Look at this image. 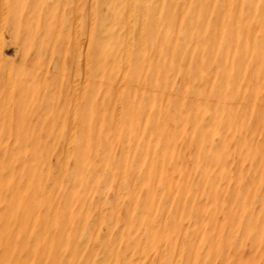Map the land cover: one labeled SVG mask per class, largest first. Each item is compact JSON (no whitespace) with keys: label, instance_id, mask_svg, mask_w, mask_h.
Here are the masks:
<instances>
[{"label":"rangeland","instance_id":"1","mask_svg":"<svg viewBox=\"0 0 264 264\" xmlns=\"http://www.w3.org/2000/svg\"><path fill=\"white\" fill-rule=\"evenodd\" d=\"M215 1L53 0L52 2V0H0V155H3V159H0V173L3 168L9 171V176L4 180V184H2L4 187L0 192V264H31L32 256H28L29 253H34L36 263L40 259L39 256L43 255L45 264L48 262L51 264H79L80 262V264H94V259L96 260L95 264H139L140 262V264L143 262H145L144 264H264V29L262 27L264 5L254 4L252 0H217L218 3ZM240 12L247 13L248 19L243 22L238 21L237 15L238 13L240 15ZM127 16L130 17L129 22H126ZM256 22L261 24L258 25ZM141 23L144 27L142 32L140 31ZM62 26L64 27L62 28ZM102 29L103 35L104 33L106 35L103 43L100 38ZM72 43L74 44L72 45ZM243 46H245L244 49ZM5 47L6 49H4ZM50 47H53L54 52L47 57L45 54ZM84 49L88 53L83 51ZM143 51L146 53L142 54ZM185 53L189 55L187 56ZM77 54L83 55L82 57L86 56L87 59L86 62L82 60L86 63L85 67L82 63L79 66L82 72L79 77L87 79L80 89L75 86L78 78L75 77L76 68H74L75 55ZM181 61L189 62L182 63ZM250 65L252 66L250 67ZM131 67L135 68L134 72L136 70L137 74L131 72ZM57 69L59 71L56 72ZM84 72L88 78H85ZM73 73L75 74L73 75ZM241 76L242 78H240ZM225 78L226 80H224ZM31 79L35 80L30 81ZM116 81L118 82L116 83ZM43 84L44 88H41ZM116 88H119L118 91ZM221 89L222 91H220ZM33 90H35V94ZM37 92H41L39 93L41 96ZM126 92L133 95L129 94V100L126 99L125 95L128 94ZM149 92H154L155 97ZM73 93L76 94V100L72 97ZM194 93L199 96L194 97ZM33 95L40 97L41 100ZM168 95L170 99L167 101L165 98ZM185 95L190 98V102L185 109L180 110L177 105L185 98ZM88 98L91 99L89 100L91 104L88 102ZM71 99L75 100L74 104H72L74 100ZM195 99L196 101H194ZM155 101H158L157 105H155ZM134 109L140 112V116L133 115L131 111H135ZM121 110L123 113L120 112ZM72 112L75 114L73 115ZM119 112L123 115H119ZM96 116L99 118L97 117V119ZM124 116L128 120H124ZM100 123L103 125L99 126ZM70 124H74L72 130L69 129ZM86 127L88 128L83 130ZM101 127L106 128L104 131H109L98 136ZM124 130L129 131L124 134L127 136L123 135V139L126 138L125 148L121 145L115 146L114 140L118 139ZM70 133L72 134L70 135ZM193 133H196L195 136ZM132 135H134L133 138H131ZM97 137L99 138L97 139ZM99 139L101 146H99ZM134 140L136 142H132ZM69 142V149H67L64 146ZM132 143L141 148V155L138 152L140 148L137 145L135 147ZM213 143L215 147L212 145ZM37 144L41 146V151L38 154ZM157 144L168 150H159L158 153H156L157 151L150 152L148 146L153 145L158 148ZM258 146H261L260 149ZM79 147L82 153L89 155V159L84 157L85 160H82L87 162L90 160L93 164L90 163L91 166H94V163L99 159H104V162L106 159L105 163L99 160L100 165L103 164L104 170L103 168H100L101 171L90 169L89 172L82 175L77 169L79 161L82 160L75 153ZM97 147L100 149L99 152H97ZM106 147L110 149L108 150L110 152H107ZM62 149L67 156L64 160L65 163L61 160ZM15 160H17L16 163ZM107 162L110 163L108 166ZM121 162L136 169L133 171L129 169L131 174L129 175L127 171L126 174L123 173L122 177L123 174H120L119 169L115 168ZM185 166L188 167L187 170ZM89 175L91 179H89ZM54 176L62 179L60 184L56 182ZM64 176L67 177L64 178ZM105 176L112 179L111 182L106 183L111 190L119 181L121 184L119 183L115 190L120 191L126 188L128 190L126 189L124 194L121 191L122 195L118 192L115 194L110 192L104 183H100ZM21 177L23 178L20 179ZM33 177L35 180H32ZM160 178L163 181L162 179L160 181ZM221 178L223 181L219 180ZM48 179L49 181H47ZM218 180L219 183H217ZM20 181L22 183L19 184ZM45 181L48 183L45 184ZM69 181L74 183L77 188L66 186L70 183ZM123 182L124 184H122ZM214 182L216 183L214 184ZM115 183L116 185H114ZM97 185L99 186L97 187ZM9 186L14 188L11 189ZM100 188L102 190L104 188L105 193ZM132 189L133 191H131ZM4 190H7L6 196ZM36 190L38 191L36 192ZM185 190L186 192H184ZM189 190L193 193H190ZM24 191H26V195H23ZM96 191L99 193L97 192V194ZM100 193H103L102 196H99ZM119 195L121 196L119 197ZM21 196H24L22 197L23 202H21ZM115 197L116 200H114ZM98 198L110 199H107L108 202L103 200L99 202ZM119 198L122 199L118 202ZM251 198L256 201H252ZM32 199L33 201H31ZM164 199H166L165 202H163ZM4 200L9 204H6ZM31 202L36 204L32 205ZM37 203L38 208H42H39L40 210L47 212L44 213L46 216L51 215L50 217H52L57 214V218H62L61 221L67 228L62 225L61 230V222L58 219L52 221V224L58 229L54 230L52 236H44L45 239L42 234H36L35 238L30 239V243L33 242L31 246L33 250H31L26 245L28 244L26 241L31 238L32 230L41 233L40 230L46 229L44 224L38 227L30 221L28 212H31L32 206L37 207ZM124 203H127L125 206H128L123 209ZM112 204H114L113 207ZM120 204H123L121 209ZM102 205L103 209H101ZM26 208L28 212H26ZM129 210L131 211L128 213ZM136 210L143 212L141 214ZM52 211L54 215L51 213ZM89 211L94 215L90 216L88 213V216L87 212ZM8 212L11 216L8 215ZM82 213L85 217L82 216ZM97 215L99 216L97 217ZM11 217L14 218L10 219ZM50 217L47 219L49 220ZM8 219L12 220H9L10 224ZM186 220L187 222H185ZM85 221H87L86 224ZM3 223L5 229H3ZM14 223L15 227H13ZM28 224L30 225L27 226ZM111 224L113 227L109 226ZM73 225H76L77 228L76 226L72 227ZM87 225V230L83 229ZM121 225L123 227H120ZM124 225H127L128 228ZM8 227L11 229L9 230ZM6 229L10 232H7ZM90 229L94 231L91 232ZM4 230L7 237L4 235ZM129 231H132L131 234ZM216 231L217 233H215ZM83 232L87 239L78 241V243L83 242L84 244L72 243L76 237L78 238L80 235L83 237ZM96 235L98 236L96 237ZM111 236L114 240L111 239ZM187 236L189 237L186 239ZM3 237H5L4 241ZM93 239L95 242L90 244V240ZM189 239L192 240L189 241ZM67 240L69 241L67 242ZM34 242L37 246L36 244L34 246ZM10 243L15 245L10 247ZM14 246L18 247L14 248ZM39 246L40 250L38 251ZM26 248H29L28 251L31 252H26ZM116 248L117 250H115ZM89 249L94 250L89 252ZM222 249L223 252H221ZM14 251L18 253L16 254ZM37 251L38 253H36ZM6 252L8 257L5 255ZM94 252L96 253L93 254ZM103 252L105 255H102ZM126 252L129 253L126 255ZM161 252L163 253L161 254ZM16 256L18 257L16 258ZM136 256L138 258H135ZM21 257L22 259H20ZM220 257L223 258L220 259Z\"/></svg>","mask_w":264,"mask_h":264},{"label":"bare ground","instance_id":"2","mask_svg":"<svg viewBox=\"0 0 264 264\" xmlns=\"http://www.w3.org/2000/svg\"><path fill=\"white\" fill-rule=\"evenodd\" d=\"M36 1H37V0H36ZM47 1H48V0H47ZM203 1H204V0H203ZM216 1H217V0H216ZM216 1H215V2H216ZM239 1H240V0H239ZM252 1H254V2H253L254 4L264 5V0H252ZM52 2H53V0H52ZM206 2H207V1H206ZM216 3H218V2H216ZM60 4H61V3H60ZM63 4H64V3H63ZM131 4H132V3H131ZM79 5H80V4H79ZM184 5H185V3H184ZM210 6H211V5H210ZM183 9H184V8H183ZM130 10H131V9H130ZM185 11H186V10H185ZM187 12H188V11H187ZM246 14H247V13H246ZM246 14H243V13L240 12V15H239V13H238V15H237V16L239 17L238 21L241 20V22H243V21H245L246 19H248V17H247ZM252 14H253V11H252ZM252 14H251V15H252ZM255 14H256V13H255ZM185 15H186V14H185ZM235 15H236V14H235ZM120 18H121V17H120ZM253 18H254V16H253ZM253 18H252V19H253ZM32 19H33V18H32ZM63 19H66V18H63ZM63 19H62V20H63ZM74 19H77V18H74ZM90 19H92V18H90ZM129 19H130V17L127 16V17H126V22H127V21L129 22ZM249 19H250V18H249ZM252 19H250V20H252ZM86 20H87V19H86ZM106 20H107V19H106ZM142 20H143V19H142ZM254 20H255V19H254ZM254 20H253V21H254ZM35 21H36V20H35ZM55 21H56V20H55ZM187 21H188V20H187ZM233 21H234V20H233ZM235 21H236V20H235ZM238 21H237V22H238ZM27 22H28V21H27ZM57 22H59V21H57ZM61 22H63V21H61ZM73 22H74V21H73ZM87 22H88V21H87ZM28 23H29V22H28ZM28 23H27V24H28ZM33 23H34V22H33ZM66 23H67V22H66ZM76 23H77V22H76ZM143 23H144V21H143ZM177 23H178V22H177ZM256 23H257L258 25L261 24V23L259 24V22H256ZM256 23H255V24H256ZM62 24H63V23H62ZM95 24H97V23H95ZM141 24H142V23H141ZM252 24H253V23H252ZM252 24H251V25H252ZM257 24H256V25H257ZM25 25H26V24H25ZM34 25H35V24H34ZM34 25H33V26H34ZM76 25H78V24H76ZM100 25H102V24H100ZM106 25H107V24H106ZM237 25H238V24H237ZM241 25H242V24H241ZM253 25H254V24H253ZM33 26H32V27H33ZM64 26H65V23H64ZM64 26H62V28H63ZM79 26H80V25H79ZM233 26H234V25H233ZM235 26H236V25H235ZM104 27H105V25H104ZM252 27H253V26H252ZM252 27H251V29H252ZM254 27H255V25H254ZM262 27H263V29H264V24H263ZM78 28H79V27H78ZM75 29H76V28H75ZM100 29H101V27H100ZM143 29H144V27H143V24H142V26L140 27V31L142 32ZM253 29H254V28H253ZM243 30H245V29L243 28ZM78 31H79V30H78ZM254 31H255V30H254ZM54 32H55V31H54ZM79 32H80V31H79ZM219 32H220V31H219ZM223 32H224V31H223ZM235 32H236V31H235ZM89 33H90V32H89ZM89 33H88V34H89ZM98 33H99V32H98ZM243 33H244V32H243ZM245 33H246V32H245ZM253 33H254V32H253ZM219 34H220V33H219ZM233 34H234V33H233ZM233 34H232V35H233ZM89 35H90V34H89ZM98 35H99V34H98ZM253 35H254V34H253ZM100 36H101L100 38H102L101 42L103 43L104 40H105L104 37L106 36L105 33H104V35H103V29L101 30ZM217 36H218V35H217ZM234 37H235V36H234ZM244 37H245V36H244ZM76 38H77V36H76ZM222 38H223V37H222ZM222 38H221V39H222ZM243 39H244V38H243ZM85 40H86V39H85ZM96 40H97V39H96ZM142 40L144 41V39H142ZM219 40H220V39H219ZM251 40H252V39H251ZM257 40H259V38H257ZM257 40H256V41L254 40V42H257ZM66 41H67V40H66ZM232 41H233V40H232ZM50 42L52 43V41H50ZM74 42H75V40H74ZM77 42H79V41H77ZM141 42H142V41H141ZM250 42H251V41H250ZM75 43H76V42H75ZM223 43H224V41H223ZM245 43H246V42H245ZM52 44H53V43H52ZM52 44H51V45H52ZM73 44H74V43H72V45H73ZM77 44H78V43H77ZM217 44H219V43H217ZM232 44H233V43H232ZM241 44H242V43H241ZM247 44L249 45V42H248ZM258 44H259V43H258ZM1 45H2V44H1ZM46 45H47V44H46ZM75 45H76V44H75ZM141 45H143V44H141ZM192 45H193V44H192ZM234 45H235V43H234ZM248 45H247V47L250 48ZM55 46H56V45H55ZM55 46H53V47H55ZM77 46H78V45H77ZM81 46H82V45H81ZM190 46H191V45H190ZM232 46H233V45H232ZM256 46H258V45H256ZM53 47H50V48L48 49V52H46L45 55H46L47 57L53 54V52H54V51H53V50H54ZM67 47H68V46H67ZM67 47H66V48H67ZM74 47H75V46H74ZM74 47H73V48H74ZM79 47H80V45H79ZM84 47H85V45H84ZM142 47H143V46H142ZM183 47H184V46H183ZM221 47H222V45H221ZM254 47H255V43H254ZM116 48H117V47H116ZM244 48H245V46H243V49H244ZM251 48H252V46H251ZM255 48H256V47H255ZM255 48H254V49H255ZM4 49H6V47H5ZM76 49H77V48H76ZM76 49H75V50H76ZM78 49H79V48H78ZM142 49H143V48H142ZM142 49H141V50H142ZM148 49H149V48H148ZM222 49H223V47H222ZM231 49H232V48H231ZM62 50H63V49H62ZM65 50H66V49H65ZM80 50H81V48H80ZM141 50H140V51H141ZM152 50H153V49H152ZM224 50H225V49H224ZM3 51H4V50H3ZM55 51H56V50H55ZM59 51H60V50H59ZM83 51H87V50L84 49ZM83 51H82V52H83ZM89 51H90V49H89ZM148 51H149V50H148ZM186 51H187V50H186ZM222 51H223V50H222ZM251 51H252V50H251ZM12 52H13V51H12ZM57 52H58V51H57ZM77 52H78V51H77ZM77 52H76V53H77ZM90 52H91V51H90ZM90 52H89V53H90ZM183 52H184V51H183ZM243 52H244V51H243ZM80 53H81V51H80ZM86 53H88V51H87ZM144 53H146V52L143 51L142 54H144ZM189 53H190V52H189ZM61 54H62V53H61ZM74 54H75V53H74ZM185 54H186V53H185ZM230 54H231V53H230ZM238 54H239V53H238ZM186 55L188 56L189 54H186ZM186 55H185V56H186ZM235 55H236V54H235ZM250 55H251V54H250ZM2 56H3V55H2ZM4 56L7 57L6 55H4ZM62 56H63V55H62ZM82 56H83V55H82ZM82 56H81V55H78V54L75 55V60H76L75 65H74V66H75L74 68H76V76H75V77H76V78L78 77L77 80H76V83H77L78 85L76 84L75 86H77L78 89H80V88L83 86L84 82H85V83L87 82V79H84V78H82V77H79V76H80V73H82L81 70H80L81 68H80L79 66H80V64L82 63V64H84V67H85V65H86L85 62L87 61L86 56H84V57H82ZM87 56H88V55H87ZM5 57H2V58H5ZM223 57H224V56H223ZM248 57H249V56H248ZM50 58H51V57H50ZM184 58H185V57H184ZM196 58H197V57H196ZM235 58H236V57H235ZM5 59H6V58H5ZM168 59H169V58H168ZM187 59H188V58H187ZM228 59H229V58H228ZM252 59H253V57H252ZM252 59H251V60H252ZM82 60L85 61V62H82ZM174 60H175V59H174ZM183 60H184V59H183ZM245 60H246V59H245ZM251 60H250V61H251ZM108 61H109V59H108ZM169 61H170V60H169ZM104 62H105V61H104ZM106 62H107V60H106ZM181 62H182V63H186L187 61H186V62H185V61H181ZM188 62H189V61H188ZM188 62H187V63H188ZM47 63H48V61H47ZM178 63H179V62H178ZM178 63H177V66H178ZM198 63H199V62H198ZM249 63H251V62H249ZM45 64H46V63H45ZM104 64H105V63H104ZM116 64H117V63H116ZM169 64H170V62H169ZM226 64H227V63H226ZM230 64H231V63H230ZM251 64H252V63H251ZM134 65H135V64H134ZM145 65H146V64H145ZM181 65H182V64H181ZM222 65H224V64H222ZM54 66H55V64H54ZM122 66H124V65H122ZM225 66H226V65H225ZM251 66H252V65H250V67H251ZM59 67H60V66H59ZM212 67H213V66H212ZM47 68H48V67H47ZM101 68H102V67H101ZM131 68H132V67H131ZM243 68H244V67H243ZM243 68H242V69H243ZM8 69H9V68H8ZM8 69H7V70H8ZM42 69H43V68H42ZM72 69H73V68H72ZM84 69H86V68H84ZM91 69H92V68H91ZM134 69H135V68H132V71H131V72H133L134 74H137V71L135 70V72H134ZM200 69H201V68H200ZM9 70H10V69H9ZM45 70H46V69H45ZM38 71H39V70H38ZM54 71H55V70H54ZM57 71H59V70L57 69L56 72H57ZM63 71H64V70H63ZM116 71H117V70H116ZM185 71H186V70H185ZM5 72H6V71H5ZM7 72H8V71H7ZM36 72H37V71H36ZM87 72H88V71H87ZM98 72H99V71H98ZM98 72H97V73H98ZM262 72H263V71H262ZM42 73H44V71H42ZM45 73H46V72H45ZM47 73H48V72H47ZM63 73H64V72H63ZM92 73H93V71H92ZM170 73H171V72H170ZM241 73H242V70H241ZM37 74H38V73H37ZM39 74H40V71H39ZM39 74H38V75H39ZM74 74H75V73H73V75H74ZM94 74H95V73H94ZM122 74H123V73H122ZM224 74H225V73H224ZM242 74H243V73H242ZM45 75H46V74H45ZM114 75H115V72H114ZM212 75H213V74H212ZM232 75H233V74H232ZM61 76H62V74H61ZM84 76H85V78H88V76H87V74H85V72H84ZM183 76H184V75H183ZM225 76H226V75H225ZM32 77H33V76H32ZM37 77H38V76H37ZM41 77H43V76H41ZM41 77H40V78H41ZM97 77H98V75H97ZM112 77H113V76H112ZM114 77H115V76H114ZM118 77H119V76H118ZM186 77H187V76H186ZM226 77H227V76H226ZM232 77H233V76H232ZM24 78H25V77H24ZM30 78H31V77H30ZM131 78H132V77H131ZM182 78H183V77H182ZM212 78H213V77H212ZM212 78H211V80H212ZM227 78H228V77H227ZM240 78H242V76H241ZM35 79H37V78L35 77ZM35 79H33V80H35ZM41 79H42V78H41ZM43 79H45V78H43ZM58 79H59V78H58ZM71 79H72V78H71ZM71 79H70V80H71ZM96 79H97V78H96ZM100 79H101V78H100ZM115 79H116V78H115ZM188 79H189V78H188ZM26 80H28V79H26ZM26 80H25V81H26ZM33 80L31 79L30 81H33ZM72 80H73V79H72ZM224 80H226V78H225ZM240 80H241V79H240ZM30 81H29V82H30ZM41 81H42V80H41ZM68 81H69V80H68ZM74 81H75V80H74ZM74 81H73V82H74ZM108 81H109V80H108ZM218 81H219V80H218ZM91 82H92V81H91ZM91 82H90V83H91ZM97 82H98V81H97ZM99 82H100V81H99ZM101 82H102V81H101ZM103 82H104V81H103ZM117 82H118V81H116V83H117ZM194 82H195V81H194ZM215 82H216V81H215ZM253 82H254V81H253ZM253 82H251V83H253ZM26 83H27V82H26ZM37 83H38V80H37ZM40 83H41V82H40ZM45 83H46V82H45ZM62 83H63V82H62ZM64 83H65V82H64ZM69 83H70V82H69ZM94 83H95V82H94ZM116 83H115V84H116ZM201 83H202V82H201ZM28 84H29V83H28ZM31 84H32V83H31ZM35 84H36V83H35ZM35 84H33V85H35ZM60 84H61V83H60ZM72 84H74V83H72ZM101 84H102V83H101ZM103 84H104V83H103ZM106 84H107V83H106ZM115 84H114V85H115ZM121 84H122V83H121ZM129 84H130V83H129ZM33 85H32V86H33ZM37 85H38V84H37ZM56 85H57V84H56ZM62 85H64V84H62ZM68 85H69V84H68ZM112 85H113V82H112ZM136 85H137V83H136ZM141 85H142V84H141ZM216 85H217V84H216ZM253 85H254V84H253ZM39 86H40V85H39ZM41 86H42V85H41ZM48 86H49V85H48ZM57 86H58V85H57ZM72 86H73V85H72ZM72 86H70V87H72ZM89 86H91V85H89ZM95 86H96V85H95ZM132 86H134V85H132ZM137 86H138V85H137ZM193 86H194V85H193ZM207 86H208V85H207ZM242 86L244 87V85H242ZM247 86H248V85H247ZM261 86H262V85H261ZM34 87H35V86H34ZM66 87H67V86H66ZM139 87H140V86H139ZM152 87H153V85H152ZM243 87H242V88H243ZM252 87H253V86H252ZM7 88H8V87H7ZM29 88H31V87H29ZM36 88H37V87H36ZM41 88H44V84H43V87H41ZM41 88H40V89H41ZM46 88H47V87H46ZM46 88H45V91H46ZM120 88H121V87H120ZM133 88H135V87H133ZM140 88H141V87H140ZM140 88H139V89H140ZM206 88H207V87H206ZM27 89H28V88H27ZM31 89H32V88H31ZM63 89H65V88H63ZM82 89H83V88H82ZM116 89H117V91H118L119 88H116ZM149 89H150V87H149ZM226 89H228V88H226ZM8 90H9V89H8ZM24 90H25V89H24ZM35 90H36V89H35ZM35 90H33V91H34V94H35ZM42 90H43V89H42ZM66 90H67V89H66ZM85 90H86V89H85ZM85 90H84V91H85ZM155 90H156V89H155ZM6 91H7V90H6ZM10 91H11V89H10ZM37 91H38V90H37ZM69 91H70V90H69ZM75 91H76V90H75ZM80 91H81V90H80ZM141 91H142V90H141ZM167 91H168V90H167ZM195 91H197V90H195ZM220 91H222V89H221ZM226 91H228V90H226ZM76 92H77V91H76ZM86 92H87V91H86ZM93 92H95V91H93ZM114 92H115V91H114ZM0 93H1V92H0ZM5 93H6V92H5ZM20 93H21V92H20ZM39 93H41V92H39ZM39 93L37 92L38 95H39ZM43 93H44V92H43ZM69 93H70V92H69ZM78 93H79V92H78ZM81 93H82V91H81ZM90 93H91V92H90ZM116 93H117V92H116ZM120 93H122V92H120ZM126 93H128L127 95H125V96H126V99L130 98V95H132V94H130L129 92H126ZM149 93H150L151 95L153 94V96L155 97V93H154V92H149ZM166 93H167V92H166ZM30 94H31V93H30ZM37 94H36V95H37ZM44 94H45V93H44ZM99 94H100V93H99ZM123 94H124V93H123ZM129 94H130V95H129ZM205 94H206V93H205ZM210 94H211V93H210ZM4 95H5V94H4ZM36 95H33V96H36ZM75 95H76V94H75ZM75 95H74V93H73V94H72V97H74L75 100H76V96H75ZM78 95H79V94H78ZM78 95H77V96H78ZM83 95H84V94H83ZM164 95H165V94H164ZM180 95H181V94H180ZM193 95H194V97H195V96H197V97L199 96L198 94H195V93H194ZM29 96H30V95H29ZM39 96H41V94H40ZM68 96H69V95H68ZM68 96H67V97H68ZM70 96H71V95H70ZM93 96H94V95H93ZM114 96H115V95H114ZM125 96H124V97H125ZM132 96H133V95H132ZM183 96H184V95H183ZM189 96H190V95H189ZM21 97H22V95H21ZM30 97H31V96H30ZM30 97H28V98H30ZM36 97H38V96H36ZM67 97H66V98H67ZM78 97H79V96H78ZM85 97H86V95H85ZM90 97L92 98L91 95H90ZM120 97H121V96H120ZM164 97H165V96H164ZM38 98L40 99V97H38ZM55 98H56V97H55ZM66 98H65V99H66ZM131 98H132V97H131ZM10 99H11V98H10ZM24 99H25V98H24ZM31 99H32V98H31ZM39 99H38V100H39ZM57 99H58V98H57ZM61 99H62V98H61ZM112 99H113V97H112ZM153 99H154V98H153ZM155 99H156V98H155ZM165 99L168 101V100L170 99L169 95H168ZM197 99H198V98H197ZM200 99H201V98H200ZM18 100H19V99H18ZM22 100H23V99H22ZM40 100H41V99H40ZM71 100H74V99H71ZM75 100L73 101L72 104H74ZM82 100H84V99H82ZM89 100H91V99L88 98V102H89ZM109 100H110V99H109ZM121 100H122V98H121ZM121 100H119V101H121ZM128 100H129V99H128ZM156 100H157V99H156ZM166 100H165V101H166ZM45 101H46V100H44V102H45ZM61 101H62V100H61ZM194 101H196V99H195ZM222 101H223V100H222ZM46 102H47V101H46ZM71 102H72V101H71ZM92 102H94V101H92ZM113 102H115V101L113 100ZM189 102H190V98L187 97V96L185 95V98H184L183 100H181V102L178 103L177 108L180 109V110L185 109V107L189 104ZM89 103L91 104V102H89ZM157 103H158V101H155V105H157ZM257 103H258V102H257ZM66 104H67V103H66ZM68 104H69V103H68ZM75 104H76V103H75ZM87 104H88V103H87ZM76 105H77V104H76ZM117 105H118V103H117ZM259 105H260V104H259ZM261 105H262V102H261ZM42 106H43V103H42ZM68 106H69V105H68ZM73 106H74V105H73ZM249 106H250V105H249ZM66 107H67V105H66ZM75 107H76V106H75ZM85 107H86V106H85ZM89 107H90V105L88 106V109H89V111H90V108H89ZM119 107H120V106H119ZM134 107H135V105H134ZM109 108H111V107H109ZM165 108H166V107H165ZM193 108H194V107H193ZM69 109H70V107H69ZM73 109H74V108H73ZM84 109H85V108H84ZM86 109H87V108H86ZM97 109H98V107H97ZM74 110H75V109H74ZM74 110H73V112H74ZM134 110H135V109H134ZM101 111H102V109H101ZM108 111H109V110H108ZM116 111H117V110H116ZM73 112H72V113H73ZM85 112H86V111H85ZM87 112H88V110H87ZM120 112L123 113L122 110H121ZM120 112H119V115H123V114H120ZM124 112H126V111H124ZM131 112H133V115H135V116H136V115L140 116V112H139L138 110L131 111ZM162 112H163V111H162ZM249 112H250V111H249ZM69 113H70V112H69ZM72 113H71V114H72ZM99 113H100V112H99ZM74 114H75V113H73V115H74ZM84 114H85V113H84ZM142 114H143V113H142ZM144 114H145V113H144ZM156 114H157V113H156ZM162 114H163V113H162ZM166 114H167V113H166ZM166 114H165V115H166ZM200 114H201V112H200ZM144 116H146V115H144ZM97 117L99 118V116H96V118H97ZM118 117H119V116H118ZM124 117H125V118H124ZM124 117H123V118H124V120H125L127 117H126V116H124ZM133 117H134V116H133ZM164 117H165V116H164ZM98 118H97V119H98ZM110 118H111V117H110ZM139 118H140V117H139ZM155 118H157V117H155ZM247 118H248V117H247ZM94 119H95V117H94ZM121 119H122V118H121ZM95 120H96V119H95ZM95 120H94V121H95ZM126 120H128V119H126ZM135 120H137V119H135ZM135 120H134V121H135ZM163 120H164V118H163ZM98 121H99V120H98ZM144 121H145V120H144ZM100 122H101V121H100ZM116 122H117V121H116ZM96 123H97V122H96ZM160 123L163 124L162 122H160ZM201 123H202V122H201ZM201 123H200V124H201ZM147 124H149L148 121H147ZM170 124H171V123H170ZM200 124H199V125H200ZM245 124H246V123H245ZM250 124H251V123H250ZM101 125H103V124L100 123L99 126H101ZM205 125H206V124H205ZM127 126H128V125H127ZM127 126H126V129H128ZM133 126H134V125H133ZM135 126H136V125H135ZM145 126H146V124H145ZM174 126H175V125H174ZM187 126H188V125H187ZM212 126H213V125H212ZM69 127H70L69 129L74 128V124H73V125L70 124ZM105 127H106V126H105ZM105 127H104V128H105ZM191 127H192V126H191ZM87 128H88V127H86V128L83 129V130H86ZM96 128H97V127H96ZM104 128L101 127V128L99 129V131H98V136H99V135H102V134H103L104 132H106V131H109V130L104 131V130L106 129V128H105V129H104ZM111 128H112V127H111ZM136 128H137V127H136ZM146 128H147V127H146ZM176 128H177V127H176ZM186 128H187V127H186ZM207 128H208V127H207ZM107 129H108V128H107ZM123 129H124V128H123ZM191 129H192V128H191ZM71 130H72V129H71ZM95 130H96V129H95ZM112 130H113V129H112ZM140 130H141V128H140ZM140 130H138V131L140 132ZM146 130L148 131V129H146ZM68 131H69V130H68ZM133 131L136 132L135 130H133ZM144 131H145V127H144ZM196 131H197V133H198V130H196ZM29 132H30V131H29ZM29 132H28V133H29ZM33 132H34V131H33ZM73 132H74V131H73ZM121 132H122V131H121ZM128 132H129V131H128ZM128 132H126V130H124V131L122 132V134L118 137V139L114 140L115 146H116V145H121L123 148H125V147H124V143H125V139H126V138L123 139V138H124L123 135L126 134V133H128ZM191 132H192V131H191ZM132 133H133V132H132ZM137 133H138V132H137ZM147 133H148V132H147ZM220 133H221V132H220ZM41 134H42V133H41ZM53 134H54V133H53ZM71 134H72V133H70V135H71ZM90 134H92V133H90ZM93 134H94V133H93ZM133 134L136 135L135 133H133ZM191 134H192V133H191ZM194 134H196V133H193V135H194ZM222 134H223V133H222ZM256 134H257V133H256ZM62 135H63V134H62ZM62 135H61V136H62ZM94 135H96V134H94ZM103 135H104V134H103ZM134 135H132L131 138H133ZM124 136H127V135H124ZM176 136H177V135H176ZM194 136H195V135H194ZM9 137L11 138V135H10ZM41 137H42V136H41ZM72 137H73V136H72ZM74 137H75V136H74ZM78 137H80V136H78ZM152 137H153V135H152ZM10 138H9V139H10ZM70 138H71V137H70ZM84 138H85V135H84ZM84 138L82 137V139H84ZM92 138H93V135H92ZM98 138H99V137H97V139H98ZM175 138H176V137H175ZM189 138H190V137H189ZM77 139H78V138H77ZM97 139H96V140H97ZM234 139H236V138H234ZM135 140H136V139H135ZM135 140L132 141V142H136ZM147 140H148V139H147ZM162 140H163V139H162ZM186 140H187V139H186ZM189 140H190V139H189ZM83 141H84V140H83ZM181 141H182V140H181ZM93 142H94V141H93ZM127 142L130 143L129 141H127ZM127 142H126V143H127ZM179 142H180V141H179ZM186 142H187V141H186ZM236 142H237V141H236ZM96 143H97V142H96ZM107 143H108V142H107ZM109 143L111 144V140L109 141ZM114 143H113V144H114ZM128 143H127V144H128ZM159 143H160V141H159ZM234 143H235V142H234ZM65 144H67V143H65ZM92 144H93V143H92ZM92 144H91V146H92ZM130 144H131V143H130ZM132 144H133V143H132ZM153 144H154V143H153ZM178 144H179V143H178ZM22 145H24V144H22ZM69 145H70V142H69V144H67V145L64 146V147H66L67 149H69ZM128 145H129V144H128ZM133 145H135V147H136L137 144H133ZM133 145H132V147H133ZM157 145H158V144H157ZM187 145H188V144H187ZM212 145H214V143H213ZM253 145H254V144H253ZM253 145H252V146H253ZM14 146H15V145H14ZM38 146H40V145L37 144V149H36V150H37V154L40 153V151H41V146H40V147H38ZM76 146H77V145H76ZM78 146H79V145H78ZM78 146H77V147H78ZM99 146H101V144H100V139H99ZM99 146H98V147H99ZM137 146H138V145H137ZM158 146H159V145H158ZM208 146H209V145H208ZM12 147H13V146H12ZM25 147H26V146H25ZM64 147H63V148H64ZM82 147H83V146H82ZM98 147H97V148H98ZM122 147H121V149H122ZM138 147H139V146H138ZM148 147H149L150 152H151V151H155V152L157 151L156 153H158L159 150H168V149H165V147L162 148L161 146H159V147L157 148V147H155V146H153V145H149ZM182 147H183V146H182ZM214 147H215V145H214ZM258 147H259V146H258ZM260 147H261V146H260ZM260 147H259V149H260ZM13 148H14V147H13ZM106 148H107V147H106ZM130 148H131V147H130ZM139 148H140V147H139ZM210 148H211V147H210ZM102 149H103V148H102ZM102 149H101V150H102ZM136 149H137V148H136ZM143 149H144V148H143ZM170 149H171V148H170ZM79 150H80V151H79ZM79 150L75 152V153H76V156H79V159H81V160H82V159L85 160V158H86V159H89V155L85 154L84 152L82 153L80 147H79ZM99 150H100V149L98 148V149H97V152H99ZM104 150H105V149H104ZM106 150H107V152H110V151H108V150H110V149L107 148ZM126 150H128V149H126ZM130 150H131V149H130ZM144 150H145V149H144ZM169 151H170V150H169ZM213 151H214V150H213ZM238 151H239V150H238ZM34 152H35V151H34ZM67 152H68V151H67ZM72 152H73V151H72ZM93 152H94V151H93ZM103 152H104V151H103ZM138 152H139L140 155L142 154V150H141V148H140V150H138ZM186 152H187V151H186ZM73 153H74V152H73ZM91 153H92V148H91ZM95 153H96V152H95ZM130 153H131V152H130ZM183 154L185 155V153H183ZM61 155H62L61 160H62V162H64V160H65V158H66L67 156H66V152H64L63 149H62V151H61ZM159 155H160V154H159ZM81 156H83V157H81ZM96 156H97V155H96ZM100 156H101V155H100ZM121 156H122V155H121ZM121 156H120V157H121ZM135 156H136V155H135ZM84 157H85V158H84ZM101 157H102V156H101ZM108 157H109V156H108ZM125 157H126V154H125ZM260 157H261V155H260ZM102 158H103V157H102ZM122 158H123V157H122ZM0 159H3V155H0ZM117 159H118V158H117ZM168 159H169V158H168ZM168 159H167V160H168ZM175 159H176V158H175ZM178 159H179V158H178ZM189 159H190V158H189ZM99 160H101L102 163L104 162V161H103L104 159H99ZM99 160H97V162L94 163V166H91L92 162H90V160H89L88 162H87V161H83V160H82V161H79L80 164L78 165L77 169H79V171L81 172L82 175H84V173L89 172L90 169H91V170H92V169H93V170H94V169H97V170L99 169V170H100V168H103V170H104L103 164H102V166H101V165H100L101 163H100ZM108 160H109V159H108ZM114 160H115V159H114ZM187 160H188V159H187ZM240 160H241V159H240ZM16 161H17V160H15V163H16ZM20 161H21V160H20ZM123 161H125V160H123ZM131 161H132V160H131ZM171 161H172V160H171ZM5 162H6V161H5ZM65 162H66V161H65ZM65 162H64V163H65ZM105 162H106V159H105ZM105 162H104V163H105ZM127 162H128V161H127ZM183 162H184V161H183ZM193 162H194V160H193ZM238 162H239V160H238ZM258 162H259V161H258ZM3 163H4V162H3ZM10 163H11V162H10ZM15 163H13V164L15 165ZM90 163H91V164H90ZM107 163H108V164H107V166H108L110 163H109V162H107ZM169 163H170V162H169ZM176 163H177V162H176ZM186 163H187V162H186ZM7 164H8V163H7ZM167 164H168V163H167ZM183 164H184V163H183ZM246 164H247V163H246ZM92 165H93V164H92ZM131 165H133V164H131ZM164 165H165V164H164ZM51 166H52V165H51ZM113 166H115V165H113ZM134 166H135V165H134ZM152 166H153V164H152ZM62 167H63V166H62ZM96 167H97V168H96ZM159 167H160V166H159ZM169 167H170V166H169ZM177 167H178V165H177ZM185 167H186V166H185ZM216 167H217V164H216ZM75 168H76V167H75ZM111 168H112V167H111ZM111 168H110V169H111ZM115 168H116V169H119V173H120V174H123V173L126 174L127 171H128V172H129V175L131 174V172L129 171V169H131L132 171H133V169H134V170L136 169V168H132V167H130V166L127 165V164H124L123 162H121V164H119L118 166L116 165ZM187 168H188V167H186V170H187ZM137 169L140 171L139 168H137ZM183 169H184V168H183ZM192 169H193V168H192ZM6 170H7L6 168H5V169H4V168L1 169V173H0V174H1V176H0V192H1V190H3L4 185L2 186V184H4V180L9 176V175H8L9 171H8V170L6 171ZM97 170H96V171H97ZM108 170H109V169H108ZM100 171H101V170H100ZM111 171H112V170H111ZM148 171H149V170H148ZM22 172H23V171H22ZM45 172H46V171H45ZM53 172H54V171H53ZM108 172L111 173L110 171H108ZM51 173H52V172H51ZM91 173H92V171L90 172V174H91ZM106 173H107V172H106ZM186 173H187V172H186ZM12 174H13V173H12ZM52 174H54V173H52ZM58 174H59V173H58ZM71 174H72V173H71ZM140 174H141V173H140ZM145 174H146V173H145ZM28 175H29V174H28ZM64 175H65V174H64ZM87 175H88V174H87ZM107 175H108V173H107ZM111 175H112V174H111ZM138 175H139V174H138ZM138 175H137V176H138ZM250 175H251V174H250ZM22 176H24V175H22ZM25 176H26V175H25ZM67 176H70V175L67 174ZM67 176H64V178L67 177ZM123 176H124V174L122 175V177H123ZM15 177H16V175H15ZM15 177H14V178H15ZM27 177H28L27 179H29V176H27ZM31 177H32V176H31ZM70 177H71V176H70ZM85 177H86V176H85ZM89 177H90V175H89ZM117 177H119V176H117ZM236 177H237V176H236ZM250 177H251V176H250ZM11 178H12V176H11ZM14 178H13V179H14ZM22 178H23V177H21L20 179H22ZM33 178H34V177H33ZM54 178L57 180L56 182H57L58 184H60V182H61L62 179L59 178V177H57V176H54ZM62 178H63V177H62ZM142 178H143V176H142ZM67 179H68V178H67ZM89 179H91V177H90ZM138 179H139V177L137 178V180H138ZM161 179H162V178H160V181H161ZM184 179H185V178H184ZM226 179H227V178H226ZM235 179H236V178H235ZM7 180H8V179H7ZM30 180H31V178H30ZM32 180H35V178L32 179ZM74 180H75V179H74ZM93 180H94V178L92 179V181H93ZM132 180H133V179H132ZM141 180H142V179H141ZM141 180H140V181H141ZM155 180H156V179H155ZM158 180H159V179H158ZM189 180H190V179H189ZM189 180H188V181H189ZM219 180H222V178L219 179ZM219 180L217 181V183H219ZM227 180H228V179H227ZM12 181H13V180H12ZM17 181H18V180H17ZM28 181H29V180H28ZM47 181H49V179H48ZM87 181H88V180H87ZM111 181H112V179H110L109 176H105V178L103 179V181L100 182V183H104V185H106V189H107V188H109V187L107 186L106 183L111 182ZM162 181H163V179H162ZM174 181H175V180H174ZM185 181H186V180H185ZM222 181H223V180H222ZM14 182H15V181H14ZM14 182H13V183H14ZM54 182H55V181H54ZM56 182H55V183H56ZM66 182H67V181H66ZM69 182H70V183L67 184L66 186H68V187H73V188H77L76 185L74 186V183L72 184L71 181H69ZM115 182H116V181H115ZM183 182H184V181H183ZM220 182H221V181H220ZM6 183H7V181H6ZM20 183H22V181H20L19 184H20ZM46 183H48V182L45 181V184H46ZM119 183H120V181H119ZM119 183H118V184H119ZM160 183H161V182H160ZM160 183H159V184H160ZM166 183H169V182H166ZM166 183H165V185H166ZM174 183H175V182H174ZM215 183H216V182H214V184H215ZM223 183H224V182H223ZM17 184H18V182H17ZM19 184H18V186H19ZM34 184H36V183H34ZM34 184H33V185H34ZM94 184H95V183H94ZM118 184H117V185H118ZM120 184H121V183H120ZM122 184H124V182H123ZM135 184H136V182H135ZM157 184H158V183H157ZM188 184H189V183H188ZM233 184H234V183H233ZM9 185H10V184H9ZM30 185H31V184H30ZM30 185H29V188L32 186V185H31V186H30ZM63 185H64V184H63ZM71 185H72V186H71ZM78 185H79V184H78ZM88 185H89V183H88ZM99 185L101 186V184H99ZM99 185H97V187H98ZM109 185H110V184H109ZM114 185H116V183H115ZM117 185H116V186H117ZM125 185H126V183H125ZM125 185H124V186L122 185V186L125 187ZM221 185H222V184H221ZM26 186H28V185H26ZM66 186H65V187H66ZM116 186H115V188H116ZM188 186H189V185H188ZM9 187H10V186H9ZM12 187H13V186H12ZM12 187H10V188L12 189ZM78 187H79V186H78ZM103 187H104V186H103ZM160 187H161V186H160ZM6 188H8V187L6 186ZM13 188H14V187H13ZM26 188H27V187H26ZM29 188H28V189H29ZM80 188H81V187H80ZM80 188H79V189H80ZM115 188L112 189V190L109 188V191L112 192V193L114 192V194H115V192H118V193H120V194L122 195V192H123V194H124V193H125V190L127 189V188H126L125 190L122 189V190L118 191V190H115ZM120 188H121V187H120ZM134 188H135V187H134ZM134 188H133V189H134ZM224 188H225V187H224ZM228 188H229V187H228ZM8 189H9V188H8ZM28 189H27V190H28ZM34 189H37V188H34ZM79 189H78V192H80ZM82 189H83V188H82ZM100 189L102 190V188H100ZM133 189H132L131 191H133ZM178 189H179V188H178ZM27 190H26V191H27ZM75 190H76V189H75ZM86 190H87V189H86ZM101 190H100V191H101ZM127 190H128V189H127ZM155 190H156V189H155ZM4 191H5V190H4ZM4 191H3V192H4ZM6 191H7V190H6ZM6 191H5V196H6V193H7ZM26 191H24V194H23V195H26V194H25ZM37 191H38V190H36V192H37ZM48 191H49V190H48ZM66 191H67V190H66ZM92 191H93V190H92ZM92 191H91V192H92ZM102 191L105 193L104 188H103ZM121 191H122V192H121ZM156 191H157V190H156ZM189 191H190V190H189ZM12 192H14V191H12ZM27 192H28V191H27ZM87 192H89V191H87ZM97 192L99 193V191H96V193H97ZM181 192H182V190H181ZM184 192H186V190H185ZM184 192H183V194H184ZM195 192H196V191H195ZM21 193H22V192H21ZM64 193H65V192H64ZM67 193H68V192H67ZM98 193H97V194H98ZM159 193H160V192H159ZM190 193H193V192L190 191ZM200 193H201V192H200ZM200 193H199V194H200ZM251 193H252V190H251ZM11 194H12V193H11ZM13 194H14V193H13ZM47 194H48V193H47ZM90 194H91V193H90ZM97 194H96V195H97ZM102 194H103V193H102ZM102 194L100 193L99 196H102ZM132 194H133V192L131 193V195H132ZM134 194H135V193H134ZM156 194H157V193H156ZM194 194H195V193H194ZM29 195H30V194H29ZM67 195H68V194H67ZM70 195H71V194H70ZM106 195H107V194H106ZM106 195H105V197H107ZM121 195H119V197H120ZM30 196H31V195H30ZM30 196H29V198H30ZM34 196H35V195H34ZM37 196H38V195H37ZM48 196L50 197V194H49ZM89 196H91V195H89ZM133 196H134V195H133ZM158 196H160V195H158ZM22 197H24V196H21V200H22L21 202H23V200H24ZM69 197H70V196H69ZM95 197H96V196H95ZM95 197H94V198H95ZM97 197H98V195H97ZM105 197H104V198H105ZM135 197H136V196H135ZM182 197H183V195H182ZM197 197H198V196H197ZM250 197H252V196H250ZM12 198H13V196H12ZM133 198H134V197H133ZM133 198H132V200H133ZM156 198H157V197H156ZM192 198H193V196H192ZM192 198H191V199H192ZM198 198H199V197H198ZM0 199H1V198H0ZM14 199L16 200V198H14ZM18 199H19V196H18ZM47 199H48V197H47ZM92 199H93V198H92ZM92 199H91V200H92ZM98 199H99V202H100V200H103V198H102V199L98 198ZM107 199L109 200L110 198H107ZM107 199H105V200H103V201L108 202ZM120 199H122V198H119V199H118V202L120 201ZM251 199H252V198H251ZM251 199H250V201H251ZM255 199H257V198H255ZM89 200H90V199H89ZM91 200H90V201H91ZM114 200H116V197L114 198ZM156 200H157V199H156ZM165 200H166V199H164L163 202H165ZM4 201H5V200H4ZM10 201H11V200H10ZM31 201H33V199H32ZM35 201H37V200H35ZM55 201H56V200H55ZM90 201H89V204H90ZM160 201H161V200H160ZM160 201H159V203H160ZM190 201H191V200H190ZM198 201H199V200H198ZM248 201H249V200H248ZM252 201H254V200L252 199ZM252 201H251V202H252ZM255 201H256V200H255ZM255 201H254V202H255ZM17 202H18V201H17ZM46 202H47V201H46ZM87 202H88V201L86 200V203H87ZM131 202H132V201H131ZM180 202H181V200H180ZM195 202H196V201H195ZM5 203H6V204H9V203L6 202V201H5ZM15 203H16V201H15ZM15 203H14V204H15ZM31 203H32V202H31ZM31 203H30V206H31ZM34 203H35V202H34ZM34 203H32V205H33ZM53 203H54V202H53ZM91 203L94 204V202H91ZM193 203H194V202H193ZM35 204H36V203H35ZM35 204H34V205H35ZM93 204H91V205H93ZM114 204H115V203H114ZM114 204H112V207L114 206ZM126 204H127V203H124V207H123V209H124L125 207L128 206V205L125 206ZM164 204H165V203H164ZM180 204L182 205V203H180ZM194 204H195V203H194ZM198 204H199V203H198ZM235 204H236V203H235ZM16 205H17V203H16ZM40 205H41V204H40ZM43 205H44V204H43ZM49 205H50V202L48 203V206H49ZM84 205H85V204H84ZM103 205H104V204H103ZM103 205H102V208H101V209H103ZM108 205H109V204H108ZM115 205H117V204H115ZM120 205H121V204H120ZM120 205H119V206H120ZM122 205H123V204H122ZM122 205L120 206V209H121ZM196 205H197V204H196ZM252 205H253V204H252ZM255 205H256V204H254L253 206H255ZM12 206H13V205H12ZM14 206H15V205H14ZM21 206H22V205H21ZM23 206H25V205H23ZM23 206H22V207H23ZM38 206H39L38 203H37V207H36V206H32V208H31V212H30V213L27 211L28 209L26 208V212H28V215H29V217H30V221L33 223V225L35 224L36 226L39 227V226H42L41 224H44V225L46 226V229H47V230H46V229L43 230V227H42V230H43V231L40 230L41 233H39V232L37 233L36 230H35V231L32 230V233L30 232V233H31V236H30L31 238H28V237H27L29 240L27 239L28 241H26V242H28V244H26V245H28V246L30 247L31 250H33V247H31V246L33 245V242L30 243V239L35 238V237H36V236H35L36 234H38V235H39V234H42V235H43V238L45 239V237H47V236H49V235L52 236V233L54 232V230L56 231V229H58L57 226H54V224H52V221H55V220L58 219V220L61 222V223H60V224H61V230H62L63 226L65 227V225H63V221H61L62 218H57V217H56L57 214H56V216H52V217H50L51 215L46 216V214H44V213H47V212H46V211L43 212L42 210L39 209V208H41V207L38 208ZM45 206H46V204H45ZM105 206H107V205L105 204ZM154 206H155V205H154ZM160 206H161V205H160ZM19 207H20V206H19ZM25 207H26V206H25ZM42 207H43V206H42ZM46 207H47V206H46ZM56 207H57V206H56ZM89 207L91 208V206H89ZM49 208H50V207H49ZM53 208H54V207H53ZM53 208H52V209H53ZM70 208H71V207H70ZM85 208H86V206H85ZM85 208L83 207V209H85ZM90 208H88V210H89ZM98 208H99V207H98ZM104 208H105V207H104ZM106 208H107V207H106ZM200 208H201V207H200ZM9 209H10V208H9ZM13 209H17V208H13ZM18 209H19V208H18ZM41 209H42V208H41ZM45 209H46V208H45ZM73 209H74V208H73ZM129 209H131V208H129ZM193 209H194V207H193ZM11 210H12V209H11ZM49 210H50V209H49ZM199 210H200V209H199ZM18 211H19V210H18ZM20 211H21V209H20ZM22 211H23V210H22ZM90 211H91V209H90ZM90 211L87 212V214H88V213L90 214ZM99 211H101V210H99ZM105 211H106V210H105ZM130 211H131V210H129L128 213H129ZM136 211H137V210H136ZM138 211L141 212L140 210H138ZM138 211H137V212H138ZM238 211H239V210H238ZM23 212H24V211H23ZM23 212H22V213H23ZM68 212H69V209H68L67 213H68ZM82 212H83V211H82ZM142 212H143V211H142ZM142 212H141V214H142ZM183 212H184V211H183ZM6 213H7V211H6ZM51 213H53V215H54V212H53V211H52ZM70 213H71V212H70ZM70 213H69V214H70ZM83 213H84V212H83ZM83 213H82V216H83ZM96 213L98 214V211H97ZM99 213H100V212H99ZM101 213H102V212H101ZM12 214H13V213H12ZM16 214H17V213H16ZM16 214H15V216H16ZM89 214H88V216H89ZM156 214H157V213H156ZM167 214H168V213H167ZM170 214H171V213H170ZM244 214H245V213H244ZM8 215H9V212H8ZM61 215H62V214H61ZM91 215H92V214H90V216H91ZM93 215H94V214H93ZM93 215H92V216H93ZM105 215H106V213H105ZM9 216H11V215H9ZM15 216H14V217H15ZM20 216H22V215L20 214ZM20 216H18V217H20ZM88 216L86 217L87 219L89 218ZM98 216H99V215H97V217H98ZM102 216H103V214H102ZM130 216H131V215H130ZM202 216H203V215H202ZM202 216H201V217H202ZM220 216H221V215H220ZM14 217H11L10 219H13ZM16 217H17V216H16ZM16 217H15V218H16ZM47 217H50V219L48 220ZM83 217H85V216H83ZM218 217H219V216H218ZM94 218H95V216H94ZM94 218H93V219H94ZM100 218H101V216H100ZM104 218H105V217H104ZM106 218H107V217H106ZM111 218H112V217H111ZM111 218H110V219H111ZM204 218H205V217H204ZM6 219H7V218H6ZM10 219H8L7 221L9 222ZM21 219H22V218H21ZM80 219L82 220V217H81ZM83 219H84V218H83ZM87 219H86V220H87ZM218 219H220V217H219ZM230 219H231V218H230ZM15 220H16V219H15ZM17 220H18V218H17ZM78 220H79V218H78ZM89 220H91V219H89ZM96 220H97V219H96ZM156 220H157V219H156ZM234 220L236 221V219H234ZM7 221H6V222H7ZM10 221H12V220H10ZM27 221H29V220H27ZM59 221H58V222H59ZM65 221H66V220H65ZM65 221H64V222H65ZM105 221H107V219H105ZM105 221H104V223H105ZM6 222H5V223H6ZM17 222H18V221H17ZM67 222H68V221H67ZM67 222H66V223H67ZM78 222H81V221H78ZM86 222H87V221H85V224H86ZM96 222H97V221H96ZM185 222H187V220H186ZM99 223H101V222H99ZM106 223H107V222H106ZM161 223H162V222H161ZM165 223H166V222H165ZM253 223H254V222H253ZM1 224H2V222H1ZM6 224H7V223H6ZM9 224H10V222H9ZM25 224H26V223H25ZM55 224H56V223H55ZM57 224H59V223H57ZM64 224H65V223H64ZM69 224H70V221H69ZM69 224H68V225H69ZM78 224H79V223H78ZM85 224H84V225H85ZM94 224H95V223H94ZM97 224H98V223H97ZM97 224H96V227H97ZM137 224H138V223H137ZM29 225H30V224H28L27 226H29ZM33 225H32V227H35V226H33ZM62 225H63V226H62ZM82 225H83V223H82ZM89 225H90V223H89ZM101 225H102V224H101ZM116 225H117V224H116ZM128 225H130V224H128ZM133 225H134V224H133ZM141 225H142V224H141ZM150 225H152V223H150ZM150 225H149V226H150ZM164 225H165V224H164ZM217 225H218V224H217ZM224 225H225V224H224ZM1 226H2V225H1ZM5 226H6V225H5ZM74 226H76V225H73L72 227H74ZM93 226L95 227V225H93ZM93 226H92V227L90 226V227L93 228ZM102 226H103V225H102ZM109 226H112V227H113V224H111V225H109ZM126 226H127V225H126ZM126 226L124 225V227H126ZM139 226H140V224H139ZM149 226H148V227H149ZM3 227H4V223H3ZM10 227H11V226H10ZM10 227H8L9 230H10L11 228L15 227V223H14V226H13V227H11V228H10ZM16 227H18V226H16ZM72 227H70V228H72ZM78 227H79V226H78ZM87 227H88V225H87L86 227L84 226L83 229L87 230V229H86ZM104 227H105V226H104ZM107 227H108V226H107ZM112 227H111V229H113ZM120 227H123V225H121ZM161 227H163V226H161ZM164 227H165V226H164ZM225 227H226V226H225ZM0 228H1V227H0ZM29 228H30V227H29ZM29 228H28V229H29ZM65 228H67V226H66ZM70 228H69V229H70ZM76 228H77V226H76ZM76 228H75V229H76ZM79 228H80V227H79ZM116 228H117V226H116ZM127 228H128V226H127ZM137 228H139V227H137ZM152 228H153V227H152ZM200 228H201V227H200ZM200 228H199V229H200ZM3 229H5V227H4ZM3 229H2V230H3ZM33 229H34V228H33ZM81 229H82V227H81ZM81 229H80V230H81ZM111 229H109V230L111 231ZM140 229H141V228H140ZM182 229H183V228H182ZM217 229H218V228H217ZM235 229H237V228H235ZM235 229H234V230H235ZM9 230L6 229L7 232H8ZM73 230H74V229H73ZM85 230H84V231H85ZM90 230H91V229H90ZM90 230H89V231H90ZM95 230H96V229H95ZM100 230H101V229H100ZM149 230H150V229H149ZM239 230H240V229H239ZM0 231H1V230H0ZM6 231L4 230V232H5L4 235L6 234ZM11 231H12V230H11ZM14 231H15V229H14ZM14 231H13V232H14ZM28 231H29V230H28ZM64 231H65V229H64ZM78 231H79V230H78ZM82 231H83V230H82ZM93 231H94V230H91V232H93ZM110 231H109V232H110ZM151 231H152V230H151ZM9 232H10V231H9ZM15 232H16V231H15ZM98 232H99V231H98ZM98 232H97V233H98ZM118 232H119V230H118ZM130 232H132V231H129V233H130ZM140 232H141V230L139 231V233H140ZM148 232H149V231H148ZM200 232H201V231H200ZM238 232H239V231H238ZM33 233H34V234H33ZM63 233H64V235H65V232H63ZM77 233H78V232H77ZM89 233H90V232H89ZM113 233H115V232H113ZM113 233H112V234H113ZM122 233H124V232L122 231ZM201 233H202V232H201ZM215 233H217V231H216ZM10 234H12V233H10ZM27 234H28V233H27ZM27 234H26V236H27ZM68 234H69V233H68ZM68 234H67V235H68ZM70 234H71V233H70ZM79 234H80V232H79ZM108 234H109V233H108ZM130 234H131V233H130ZM149 234H150V233H149ZM149 234H148V235H149ZM151 234H152V232H151ZM151 234H150V235H151ZM12 235H14V234H12ZM16 235H17V232H16ZM29 235H30V234H29ZM29 235H28V236H29ZM42 235H41V236H42ZM54 235H55V234H54ZM82 235H83V237H81V235H80V237H78V238L74 235L76 238H75V240H74L75 242L72 241V243H74V244H75V243H76V244L83 243V242L78 243V241H82V240L87 239L86 236L84 237V232H83ZM150 235H149V236H150ZM163 235H164V234H163ZM200 235H201V234H200ZM5 236L7 237V235H5ZM26 236H25V237H26ZM41 236H40V237H41ZM44 236H45V237H44ZM74 236H73V237H74ZM97 236H98V235H96V237H97ZM103 236H105V235H103ZM145 236H146V235H145ZM145 236H144V237H145ZM237 236H238V235H237ZM237 236H236V239H237ZM8 237H9V235H8ZM49 237H50V236H49ZM53 237H54V236H53ZM96 237H95V238H96ZM113 237H114V235H113ZM113 237L111 236V239H112ZM115 237H116V236H115ZM150 237H151V236H150ZM150 237H149V238H150ZM188 237H189V236H187L186 239H187ZM233 237H234V236H233ZM4 238H5V237H3V241H4ZM12 238H15V237H12ZM12 238H11V239H12ZM20 238H21V237H20ZM20 238H19V239H20ZM79 238H81V240H79ZM83 238H84V239H83ZM91 238H92V234H91ZM91 238H89V239H91ZM145 238H146V237H145ZM199 238H200V237H199ZM7 239H8V238H7ZM36 239H37V238H36ZM47 239H48V238H47ZM52 239H54V238H52ZM62 239H63V238H62ZM64 239H66V238H64ZM100 239H101V237H100ZM186 239H185V240H186ZM197 239H198V238H197ZM15 240H17V239L15 238ZM20 240H21V239H20ZM34 240H35V239H34ZM55 240H56V242H57V238H56ZM58 240H59V239H58ZM96 240H97V239H96ZM98 240H99V239H98ZM113 240H114V238H113ZM141 240H142V239H141ZM191 240H192V239H191ZM191 240L189 239V241H191ZM18 241H19V240H18ZM48 241H49V240H48ZM68 241H69V240H67V242H68ZM85 241H86V240H85ZM93 241L95 242V240L93 239V240H90L89 243L91 244V243H93ZM99 241H100V240H99ZM107 241L109 242V241H110V238L107 239ZM183 241H184V240H183ZM5 242H6V241H5ZM10 242H11V240H10ZM14 242H16V241H14ZM26 242H25V243H26ZM46 242H47V241H45V243H46ZM61 242H62V240H61ZM108 242H107V243H108ZM195 242H196V240H195ZM3 243H4V242H3ZM7 243H8V241H7ZM11 243H12V242H11ZM11 243H10V247H11V245H15L14 243H13V244H11ZM29 243H30V245H29ZM45 243H44V245H45ZM49 243H50V242H49ZM59 243H60V242H59ZM85 243H86V242H85ZM87 243H88V242H87ZM89 243H88V244H89ZM97 243H98V242H97ZM105 243H106V242H105ZM18 244H19V243H18ZM35 244H36V242H34V246H35ZM41 244H42V246H43L42 241H41ZM46 244H47V243H46ZM60 244H61V243H60ZM62 244H63V242H62ZM62 244H61V245H62ZM65 244H66V243H65ZM83 244H84V243H83ZM110 244H111V243H110ZM110 244H109V245H110ZM117 244H118V243H117ZM142 244H143V242H142ZM182 244H183V243H182ZM2 245L4 246L5 244H2ZM16 245H17V244H16ZM61 245H60V246H61ZM95 245H96V244H95ZM102 245H103V244H102ZM107 245H108V244H107ZM203 245H205V244H203ZM36 246H37V244H36ZM60 246H59V247H60ZM63 246H64V245H63ZM63 246H62V247H63ZM65 246H66V245H65ZM97 246H98V245H97ZM150 246H151V245H150ZM194 246H195V245H194ZM201 246H202V245H201ZM201 246H199V248H201ZM15 247H16V246H14V248H15ZM17 247H18V246H17ZM17 247H16V248H17ZM62 247H61V248H62ZM73 247H74V246H73ZM75 247H76V246H75ZM83 247H84V246H83ZM85 247H86V246H85ZM107 247H108V246H107ZM116 247H117V246H116ZM151 247H152V246H151ZM203 247H204V246H203ZM203 247H202V248H203ZM4 248H6V247H4ZM48 248H49V245H48ZM76 248H77V247H76ZM89 248H91V247H89ZM142 248H143V247H142V245H141V249H142ZM194 248H195V247H194ZM196 248H197V245H196ZM196 248H195V249H196ZM2 249H3V248H2ZM7 249H8V247H7ZM9 249H10V248H9ZM26 249H27V250H25V251L29 253V251H30V250L28 251L29 248H26ZM41 249H42V248H41ZM46 249H47V248H46ZM59 249H60V248H59ZM82 249H83V248H82ZM86 249H87V248H86ZM95 249L97 250V248H95ZM178 249H179V248H178ZM224 249H225V248H224ZM14 250H15V249H14ZM39 250H40V246H39L38 251H39ZM44 250H45V249H44ZM67 250H68V249H67ZM75 250H76V249H75ZM84 250H85V249H84ZM90 250H94V249H89V252H90ZM101 250H102V249H101ZM115 250H117V248H116ZM119 250H120V248H119ZM119 250H118V251H119ZM180 250H181V249H180ZM202 250H203V249H202ZM4 251H5V250H4ZM8 251H9V250H8ZM12 251H13V250H12ZM15 251H17V250H15ZM15 251H14V252H15ZM23 251H24V250H23ZM25 251H24V252H25ZM38 251H37L36 253H38ZM63 251H64V250H63ZM78 251H79V250H78ZM85 251H86V250H85ZM162 251H163V250H162ZM196 251H197V250H196ZM223 251H224V250L222 249L221 252H223ZM227 251H228V249H227ZM30 252H31V251H30ZM45 252H46V250H45ZM67 252H68V251H67ZM67 252H66V253H67ZM87 252H88V251H87ZM140 252H141V251H140ZM185 252H186V251H185ZM185 252H184V253H185ZM200 252H201V251H200ZM15 253H16V252H15ZM17 253H18V252H17ZM17 253H16V254H17ZM22 253H23V252H22ZM22 253H21V255L24 254V253H23V254H22ZM84 253H85V252H84ZM84 253H82V255H84ZM95 253H96V252H94L93 254H95ZM128 253H129V252H126V255H127ZM148 253H149V252H148ZM162 253H163V252H161V254H162ZM164 253H165V252H164ZM192 253H193V252H192ZM8 254H9V253H8ZM16 254H15V255H16ZM62 254H63V253H62ZM68 254H69V253H68ZM85 254H86V253H85ZM90 254H92V253H90ZM103 254L105 255L104 252L102 253V255H103ZM194 254H195V253H194ZM210 254H211V252L209 253V255H210ZM221 254H222V253H221ZM225 254H226V252H225ZM5 255L8 257L7 252L5 253ZM5 255H4V256H5ZM30 255L32 256V263H31V264H39V263H40V264H45V263H43V255H41V251H40V255H41V256H39L40 259H38V262H39V263H38V262L36 263V259H35V257H34V253H31V254L29 253L28 256H30ZM44 255H46V254L44 253ZM82 255H81V256H82ZM115 255H116V254H115ZM129 255H130V254H129ZM129 255H128V257H129ZM150 255H151V254H150ZM205 255H206V254H205ZM18 256H20V255L18 254ZM18 256H16V258H17ZM28 256H27V257H28ZM31 256H30V257H31ZM62 256H63V255H62ZM62 256H61V257H62ZM64 256H65V254H64ZM69 256H70V255H69ZM96 256H97V255H96ZM96 256H95V257H96ZM99 256H101V255H99ZM219 256H221V255H219ZM7 257H6V259H7ZM13 257H14V255H13ZM77 257H78V256H77ZM85 257H86V255H85ZM91 257H92V256H91ZM102 257H103V256H102ZM108 257H109V256H108ZM114 257H115V256H114ZM157 257H158V256H157ZM159 257H160V256H159ZM179 257H180V256H179ZM192 257H193V256H192ZM214 257H215V256H214ZM224 257H225V255H224ZM4 258H5V257H4ZM10 258L12 259V256H11ZM80 258H81V257H80ZM83 258H84V256H83ZM83 258H82V259H83ZM132 258H134V257H132ZM135 258H138V257L136 256ZM218 258H219V257H218ZM222 258H223V257H220V259H222ZM238 258H239V257H238ZM20 259H22V257H21ZM92 259H93V258H92ZM101 259H102V258H101ZM139 259H140V258H139ZM177 259H178V258H177ZM198 259H199V258H198ZM17 260H19V259H17ZM23 260H24V259H23ZM23 260H22V262H23ZM64 260H65V259H64ZM79 260H80V259H79ZM84 260H86V259H84ZM114 260H115V259H114ZM133 260H134V259H133ZM147 260L149 261V259H147ZM238 260H239V259H238ZM25 261H26V260H24V262H25ZM48 261H49V260H48ZM48 261H47V262H48ZM51 261H52V259H51ZM57 261H58V260H57ZM90 261H91V260H90ZM95 261H96V260L94 259V264H95ZM111 261H112V260H111ZM145 261H146V260H145ZM198 261H199V260H198ZM221 261L223 262V260H221ZM225 261H226V260H225ZM10 262H11V261H10ZM18 262H19V261H18ZM26 262H27V261H26ZM52 262H53V261H52ZM76 262L79 263V261H77V260H76ZM91 262H92V261H91ZM112 262H113V261H112ZM156 262H157V261H156ZM211 262H212V261H211ZM236 262H237V261H236ZM27 263H28V262H27ZM49 263H50V262H48V264H49ZM62 263H63V262H62ZM80 263H81V262H80ZM80 263H79V264H80ZM84 263H85V262H84ZM101 263H102V261H101ZM140 263H141V262H140ZM140 263H139V264H140ZM144 263H145V262H143V264H144ZM177 263H178V262H177ZM197 263H198V262H197ZM17 264H18V263H17ZM20 264H21V263H20ZM22 264H23V263H22ZM50 264H51V263H50ZM52 264H53V263H52ZM63 264H64V263H63ZM75 264H77V263H75ZM146 264H148V263H146ZM172 264H174V263H172ZM198 264H200V263H198Z\"/></svg>","mask_w":264,"mask_h":264}]
</instances>
